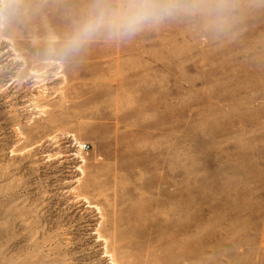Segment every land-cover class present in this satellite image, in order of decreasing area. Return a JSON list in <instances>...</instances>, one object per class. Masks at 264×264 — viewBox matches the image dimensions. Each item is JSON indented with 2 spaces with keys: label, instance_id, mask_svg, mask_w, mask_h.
I'll return each instance as SVG.
<instances>
[{
  "label": "rangeland",
  "instance_id": "374dc122",
  "mask_svg": "<svg viewBox=\"0 0 264 264\" xmlns=\"http://www.w3.org/2000/svg\"><path fill=\"white\" fill-rule=\"evenodd\" d=\"M152 2L0 0V264H264V0Z\"/></svg>",
  "mask_w": 264,
  "mask_h": 264
},
{
  "label": "clouds",
  "instance_id": "9594fccd",
  "mask_svg": "<svg viewBox=\"0 0 264 264\" xmlns=\"http://www.w3.org/2000/svg\"><path fill=\"white\" fill-rule=\"evenodd\" d=\"M171 10L161 7L152 0H94L72 33L67 37L60 54L71 57L92 39L100 30L105 29L110 35L132 36L147 21H158ZM18 13L14 4L6 5L5 18L11 19Z\"/></svg>",
  "mask_w": 264,
  "mask_h": 264
},
{
  "label": "bare ground",
  "instance_id": "6f19581e",
  "mask_svg": "<svg viewBox=\"0 0 264 264\" xmlns=\"http://www.w3.org/2000/svg\"><path fill=\"white\" fill-rule=\"evenodd\" d=\"M57 137V136H56Z\"/></svg>",
  "mask_w": 264,
  "mask_h": 264
}]
</instances>
